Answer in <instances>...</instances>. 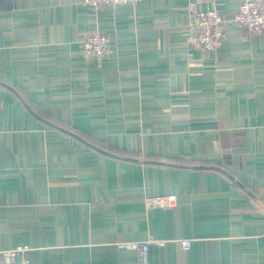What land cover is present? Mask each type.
I'll use <instances>...</instances> for the list:
<instances>
[{
  "label": "crops",
  "instance_id": "crops-1",
  "mask_svg": "<svg viewBox=\"0 0 264 264\" xmlns=\"http://www.w3.org/2000/svg\"><path fill=\"white\" fill-rule=\"evenodd\" d=\"M188 1L0 0V251L140 264L118 244L152 236L147 264H264V30L232 21L241 0H195L225 38L191 47Z\"/></svg>",
  "mask_w": 264,
  "mask_h": 264
},
{
  "label": "built area",
  "instance_id": "built-area-1",
  "mask_svg": "<svg viewBox=\"0 0 264 264\" xmlns=\"http://www.w3.org/2000/svg\"><path fill=\"white\" fill-rule=\"evenodd\" d=\"M124 2L137 3L139 0H80L82 6L90 7L93 10L106 4L118 5ZM187 11L189 13V45L205 51L218 49L225 38L226 18L215 7L209 8L208 11L198 10L195 0L188 1ZM232 21L238 26L246 28L252 34L260 33L264 30V0H241ZM80 47L86 57L91 56L98 59L107 56L112 51L108 34L96 29L89 30L81 40ZM144 200L146 208L172 207L177 204V199L172 194L147 196ZM191 241L182 239L180 244L184 248H189ZM165 242V239L159 240L150 236L145 240L119 243L118 246L135 248L138 251L140 264H147L149 244L156 243L163 246ZM28 249V246H15L1 250L0 264H15L17 257L20 259V264H31L29 257L25 254Z\"/></svg>",
  "mask_w": 264,
  "mask_h": 264
},
{
  "label": "trees",
  "instance_id": "trees-1",
  "mask_svg": "<svg viewBox=\"0 0 264 264\" xmlns=\"http://www.w3.org/2000/svg\"><path fill=\"white\" fill-rule=\"evenodd\" d=\"M66 130V127H62ZM176 162H182V163H186L188 165L192 164V165H195V164H200V165H207V166H212L211 164H208L206 162H194V161H187V160H181V159H178V160H175Z\"/></svg>",
  "mask_w": 264,
  "mask_h": 264
}]
</instances>
